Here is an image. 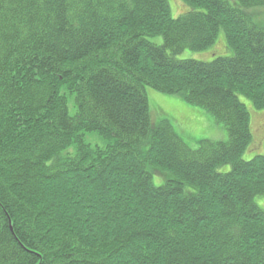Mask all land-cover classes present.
I'll use <instances>...</instances> for the list:
<instances>
[{
    "label": "trees",
    "instance_id": "1",
    "mask_svg": "<svg viewBox=\"0 0 264 264\" xmlns=\"http://www.w3.org/2000/svg\"><path fill=\"white\" fill-rule=\"evenodd\" d=\"M182 2L0 0V264H264V154L243 158L240 98L264 110V0ZM221 29L232 55L177 58ZM147 87L226 138L194 148Z\"/></svg>",
    "mask_w": 264,
    "mask_h": 264
},
{
    "label": "rangeland",
    "instance_id": "2",
    "mask_svg": "<svg viewBox=\"0 0 264 264\" xmlns=\"http://www.w3.org/2000/svg\"><path fill=\"white\" fill-rule=\"evenodd\" d=\"M172 14L174 17L189 10L187 4L181 0H169ZM186 5V6H185ZM254 8L250 10L253 13L255 22L264 26V7H258L255 14ZM151 40L157 44L163 43L162 36L151 37ZM234 50L228 45L226 33L221 29L218 38L214 45L202 51H193L191 49L184 50L177 55L179 59L194 58L204 61L212 60L216 55H232ZM147 94L150 101V109L153 120L159 122L163 119H169L175 131L182 136L186 142L199 148V142L205 139H218L223 134V129L218 124L214 116L205 109L188 103L182 94H166L151 87H147ZM241 100L247 105L251 114V130L253 133V140L250 143L243 158L250 160L258 154H264V110L257 109L250 99L240 96ZM70 112L75 114V106L73 98H70ZM226 134V132H225ZM87 141L97 144H103L104 141L97 133H89ZM230 165L224 166L221 171H229ZM153 181L159 186L166 182L172 173L169 171L153 172ZM259 201V200H258ZM264 206V198L259 201Z\"/></svg>",
    "mask_w": 264,
    "mask_h": 264
}]
</instances>
